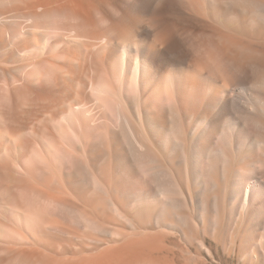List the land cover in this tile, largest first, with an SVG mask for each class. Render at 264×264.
Segmentation results:
<instances>
[{
  "label": "bare ground",
  "instance_id": "1",
  "mask_svg": "<svg viewBox=\"0 0 264 264\" xmlns=\"http://www.w3.org/2000/svg\"><path fill=\"white\" fill-rule=\"evenodd\" d=\"M208 261L264 264V0H0V264Z\"/></svg>",
  "mask_w": 264,
  "mask_h": 264
},
{
  "label": "rangeland",
  "instance_id": "2",
  "mask_svg": "<svg viewBox=\"0 0 264 264\" xmlns=\"http://www.w3.org/2000/svg\"><path fill=\"white\" fill-rule=\"evenodd\" d=\"M10 65H8L10 68L12 67V66H15V65H18L19 63H15V62H11V63H9ZM209 262V261H208ZM206 262L205 264H211V262ZM217 264H219V263H217Z\"/></svg>",
  "mask_w": 264,
  "mask_h": 264
}]
</instances>
